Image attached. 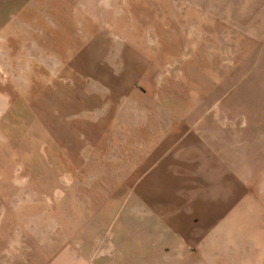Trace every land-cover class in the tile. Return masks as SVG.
Listing matches in <instances>:
<instances>
[{
    "label": "rangeland",
    "instance_id": "obj_1",
    "mask_svg": "<svg viewBox=\"0 0 264 264\" xmlns=\"http://www.w3.org/2000/svg\"><path fill=\"white\" fill-rule=\"evenodd\" d=\"M45 2L0 21V239L146 264L119 233L143 156L168 111L243 126L264 0Z\"/></svg>",
    "mask_w": 264,
    "mask_h": 264
},
{
    "label": "crops",
    "instance_id": "obj_2",
    "mask_svg": "<svg viewBox=\"0 0 264 264\" xmlns=\"http://www.w3.org/2000/svg\"><path fill=\"white\" fill-rule=\"evenodd\" d=\"M35 4L47 2L0 0V21H13ZM246 83L243 126L219 112L177 110L154 132L119 228L133 229L136 260L264 264V73L256 80L248 74ZM179 119L182 125H174ZM41 242L33 252L0 239V264H78L69 252H50ZM106 261L125 264L119 252Z\"/></svg>",
    "mask_w": 264,
    "mask_h": 264
}]
</instances>
